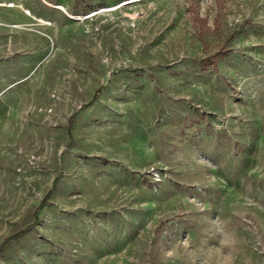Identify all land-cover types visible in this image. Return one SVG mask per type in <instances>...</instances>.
Segmentation results:
<instances>
[{
    "label": "rangeland",
    "instance_id": "rangeland-1",
    "mask_svg": "<svg viewBox=\"0 0 264 264\" xmlns=\"http://www.w3.org/2000/svg\"><path fill=\"white\" fill-rule=\"evenodd\" d=\"M26 227L0 264H264V0H0Z\"/></svg>",
    "mask_w": 264,
    "mask_h": 264
},
{
    "label": "trees",
    "instance_id": "trees-1",
    "mask_svg": "<svg viewBox=\"0 0 264 264\" xmlns=\"http://www.w3.org/2000/svg\"><path fill=\"white\" fill-rule=\"evenodd\" d=\"M215 63V62H214ZM134 72H137V70H135ZM97 96V94H95V96H94V98ZM93 98V99H94ZM56 181H57V178H55L54 179V181H53V184H52V187L49 189V191L45 194V196L43 197V199H42V201L40 202V204H39V206H38V208H37V210H39L45 203H46V201H47V199H48V196L52 193V191L54 190V186H55V183H56ZM29 228H31V227H26V228H24V229H22V230H20V231H18L17 233H15V234H12L11 236H9L1 245H0V250L8 243V242H10V241H12V240H15V239H17V238H19V237H21Z\"/></svg>",
    "mask_w": 264,
    "mask_h": 264
}]
</instances>
